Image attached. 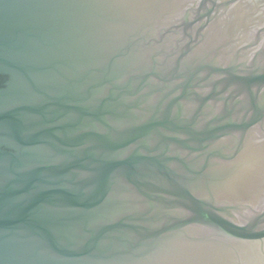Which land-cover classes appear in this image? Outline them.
I'll return each mask as SVG.
<instances>
[{
	"label": "water",
	"instance_id": "water-1",
	"mask_svg": "<svg viewBox=\"0 0 264 264\" xmlns=\"http://www.w3.org/2000/svg\"><path fill=\"white\" fill-rule=\"evenodd\" d=\"M238 1L0 0V264L264 247V66L223 58Z\"/></svg>",
	"mask_w": 264,
	"mask_h": 264
},
{
	"label": "flooded vegetation",
	"instance_id": "flooded-vegetation-1",
	"mask_svg": "<svg viewBox=\"0 0 264 264\" xmlns=\"http://www.w3.org/2000/svg\"><path fill=\"white\" fill-rule=\"evenodd\" d=\"M226 30L229 55L223 58L244 62L250 69H261L264 66V0H239L230 10ZM257 132L262 134L263 143L257 150L264 160V132ZM259 173L264 178V161ZM261 188L260 194L255 191L254 195L264 205V181ZM247 257V264H264V247L257 244Z\"/></svg>",
	"mask_w": 264,
	"mask_h": 264
}]
</instances>
